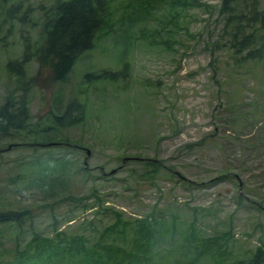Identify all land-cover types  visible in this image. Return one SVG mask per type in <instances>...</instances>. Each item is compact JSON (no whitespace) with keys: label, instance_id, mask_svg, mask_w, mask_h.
I'll use <instances>...</instances> for the list:
<instances>
[{"label":"rangeland","instance_id":"1","mask_svg":"<svg viewBox=\"0 0 264 264\" xmlns=\"http://www.w3.org/2000/svg\"><path fill=\"white\" fill-rule=\"evenodd\" d=\"M54 1L0 0V106L23 101L28 115L0 133V213L23 214L0 224V264L89 263L86 251L71 261L27 249L56 233L88 251L103 237L97 245L113 241L120 257L133 251L127 257L142 264H230L256 249L264 264V28L261 58L244 60L230 47L221 0L184 11L168 0H108L113 31L65 81L33 60L20 81L8 77L5 63L21 57L25 40L40 43ZM121 70L114 83L83 80ZM71 99L83 120L52 126ZM143 160L172 176H146ZM117 219L126 223L106 234ZM135 220L157 223L154 245L144 237L133 249Z\"/></svg>","mask_w":264,"mask_h":264},{"label":"trees","instance_id":"2","mask_svg":"<svg viewBox=\"0 0 264 264\" xmlns=\"http://www.w3.org/2000/svg\"><path fill=\"white\" fill-rule=\"evenodd\" d=\"M114 1V0H113ZM166 1V0H162ZM170 7H177V10L184 11L199 6L198 0H168ZM172 2V3H171ZM108 0H56L41 15L40 43H31L29 39L24 42L22 55L17 60L7 61L4 71L8 77H14L20 81L24 78V68L27 63L34 61L40 69H43L54 83L63 82L69 75L76 59L87 50L93 48L98 38L107 37L114 28L111 17L113 10L109 9ZM129 7V4H128ZM221 14L225 17V31L228 28L229 44L234 52L246 51L241 57L244 60H259L261 58L260 46L256 47L258 39L256 33L264 28V2L259 8L258 0H221ZM23 20V18H22ZM5 21H3L4 23ZM2 23V24H3ZM243 28L245 29L243 31ZM120 72L101 71L95 75H87L84 81L88 82L104 80L114 83L122 75ZM0 106V133L7 134L9 127L16 130L21 129L22 122L27 121V110L23 101L18 107L10 99ZM84 118V106L76 99L66 103L65 108L58 116L51 117L52 126L69 128L79 124ZM67 144L65 142L48 143L46 146ZM67 146H69L67 144ZM142 169L149 177L157 178L159 171L172 176V171L165 169L155 161L143 160ZM148 169V170H146ZM180 178V177H179ZM223 179L224 177L221 176ZM203 186H207L204 184ZM22 213L5 212L0 213V224L18 223L22 220ZM146 218V217H144ZM146 220L133 222L131 246L137 247L138 241L144 237L148 239L149 246L154 245V234L157 223H145ZM119 219L108 226L104 232L107 234L117 227ZM151 222V221H150ZM163 224V222H161ZM152 225V226H151ZM169 228V227H168ZM55 239H41L31 241L27 249L34 256L43 254L54 255L67 260L84 259L83 254L89 258L88 264H142L137 255L132 261L127 257L133 251H128L123 257L119 256L116 244L108 241V244L97 245L100 241L92 244L91 251L86 247L80 238H71L63 243L59 234L54 235ZM119 239V238H118ZM56 240V242H54ZM151 242V243H150ZM60 244H63L62 246ZM129 247V246H128ZM153 247V246H152ZM100 252L97 253V249ZM92 254H96L91 255ZM263 254L260 250L254 252L248 261L237 260L230 264H262ZM144 264H148L145 262Z\"/></svg>","mask_w":264,"mask_h":264}]
</instances>
